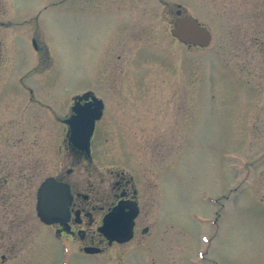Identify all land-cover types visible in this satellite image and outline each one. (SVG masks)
Masks as SVG:
<instances>
[{"label":"rangeland","instance_id":"rangeland-1","mask_svg":"<svg viewBox=\"0 0 264 264\" xmlns=\"http://www.w3.org/2000/svg\"><path fill=\"white\" fill-rule=\"evenodd\" d=\"M9 1L14 18L29 13L27 34L41 11L45 52L19 38L11 61L5 56L10 71L0 72V88L8 76L0 110L12 117L28 106L30 164L38 165L28 214L0 224V246L20 240L0 250L3 264H264V0ZM189 15L211 32L209 46L171 35L176 18ZM88 89L106 106L97 164L133 170L154 161L157 169L152 237L114 246L106 258L74 256L36 215V188L55 172L58 153L63 170L86 176L58 117ZM21 124L4 127L0 146Z\"/></svg>","mask_w":264,"mask_h":264},{"label":"flooded vegetation","instance_id":"flooded-vegetation-1","mask_svg":"<svg viewBox=\"0 0 264 264\" xmlns=\"http://www.w3.org/2000/svg\"><path fill=\"white\" fill-rule=\"evenodd\" d=\"M40 12L34 16H30L27 23L34 22L36 25L32 28H26V31L32 30L31 34H27L23 29V18L16 19L13 16L12 5L9 0H0V72L10 71V62L8 68H3L5 64L6 54L10 55V61L13 55V45L19 38L25 41L30 40L34 45L35 53L39 56L43 53L44 46L39 40L40 36ZM15 20V21H14ZM38 36V38H37ZM2 45H6L3 48ZM6 65V64H5ZM1 78V76H0ZM8 76L1 85L2 92ZM113 89V88H111ZM112 92H115L114 89ZM92 96L101 99L94 94L93 90H83L77 92L72 99L70 109L65 118L58 117L61 124L65 125V146L67 150L74 156L80 158L83 162L84 172L87 178L86 182H82L76 178L77 171L72 166L65 170L61 167L60 153L57 154L55 164V172L44 176L40 182L52 177L57 182L68 186L69 201L67 203L66 215L60 219L50 222L43 221L37 210L38 190L36 188V215L39 217L44 226L52 228L58 239L65 238L70 244L63 247L65 250L74 253V256L81 255L85 258H96L98 256L106 258L111 248L117 245H125L131 242L135 237L151 238L156 225L155 207L157 203L158 179L156 174V162L151 161L150 166L135 168L133 170L123 166H101L97 164L94 157L93 145L94 135L97 123L103 118L106 111L103 102L102 116L95 122V130L91 137V155L78 150L68 141V125L63 120L74 114L73 106L76 104H85L91 101ZM8 101H5V104ZM28 106H25L22 112L15 113L10 116L5 109L0 110V124L6 122L0 127V134H4V127L10 125L11 130H16V123L24 121L21 124L20 133L15 131L12 141L5 140L0 146V224L3 220L15 221L24 220L28 214V202L30 198L31 186V168L36 169L37 164H30V154L28 150V128L25 120L28 113ZM20 117H19V116ZM19 125V124H18ZM18 129V127H17ZM5 135V134H4ZM1 136V137H4ZM156 153V152H154ZM153 157V156H152ZM81 167V166H80ZM77 168V167H76ZM85 183V184H84ZM121 208V213L126 215L131 210H136L133 218L132 237L129 240H109L108 237L100 231L103 219L106 215L114 210ZM16 225L19 228V223ZM2 226V225H1ZM1 228V227H0ZM22 235L25 232L23 226ZM19 238V237H17ZM20 240L16 238L11 240L6 246H0V250L14 251ZM23 242V239H21ZM75 243V244H73ZM5 261V256L0 257V264Z\"/></svg>","mask_w":264,"mask_h":264},{"label":"water","instance_id":"water-1","mask_svg":"<svg viewBox=\"0 0 264 264\" xmlns=\"http://www.w3.org/2000/svg\"><path fill=\"white\" fill-rule=\"evenodd\" d=\"M173 37L189 45L207 47L212 39L211 32L201 25L192 15L178 17L171 29ZM103 103L92 96L91 101L73 106L74 114L65 119L69 125V141L73 147L90 156V143L95 121L102 116ZM68 186L57 182L54 178H47L39 187L37 209L39 216L46 222L60 219L66 215L69 201ZM116 209L103 219L100 231L109 240H129L132 237L133 218L136 210L126 215Z\"/></svg>","mask_w":264,"mask_h":264}]
</instances>
